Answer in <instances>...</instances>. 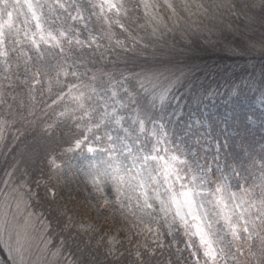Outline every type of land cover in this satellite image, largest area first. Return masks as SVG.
Here are the masks:
<instances>
[{
  "label": "snow or ice",
  "instance_id": "1",
  "mask_svg": "<svg viewBox=\"0 0 264 264\" xmlns=\"http://www.w3.org/2000/svg\"><path fill=\"white\" fill-rule=\"evenodd\" d=\"M14 2L23 10V29L0 14V37L14 31L9 43L21 44L23 31L27 44V50L20 49L23 75L18 71L14 78L9 50H0L6 74L0 80V142L13 129L17 140L10 151L12 168L0 179V243L10 259L15 255L16 264H26L25 253L35 243L59 264L67 245L59 235V244L53 243L50 222L33 210L55 204L62 190L44 179L43 168L37 166V177L29 160L16 155L28 127L39 125V135L61 149L43 155L35 150V159L50 171L63 175L71 166L65 158L72 154L87 161L79 171L105 196L104 207L132 216L139 210L157 224L163 216L166 235L147 225L136 233L144 236V243L137 241L135 252L128 253L136 264H161L166 250L169 259L162 264H173L174 229L186 237L184 247L176 248V264H264V145L257 152L237 143L226 122L218 128L201 118L197 127L196 121L180 117L170 127L173 121L166 117L179 108L177 92L188 75L186 67L164 60L132 63L162 38L164 17L179 14L175 0ZM193 7L202 15L209 12L204 0H184L185 12L192 14ZM251 7L264 9V0H254ZM232 9L241 15L235 4ZM250 47L264 51V43ZM251 120L245 116V127ZM106 189L114 199L107 198ZM66 217L65 227L72 223ZM137 222L144 223L139 217ZM29 227L36 236L29 235ZM90 228L81 223L78 234ZM107 242L113 245L108 254L114 256L119 241L109 236ZM65 264L79 260L73 256Z\"/></svg>",
  "mask_w": 264,
  "mask_h": 264
},
{
  "label": "trees",
  "instance_id": "2",
  "mask_svg": "<svg viewBox=\"0 0 264 264\" xmlns=\"http://www.w3.org/2000/svg\"><path fill=\"white\" fill-rule=\"evenodd\" d=\"M228 1L230 2L232 0ZM152 2L153 0H149V3ZM188 2L195 4L200 2V0H188ZM253 2L254 0L250 4L252 5ZM175 3L179 14L171 18L168 16L164 17L163 23L167 27L161 29L164 33L162 38L155 42V46H150L146 52L142 53L138 61H132V63L144 60H164L186 67L188 75L179 86L177 92L180 98L179 108L176 109L175 115H171L170 109V116L166 117V119L170 118L173 121L170 127H174L175 121L180 117H183V120L186 121L190 113H192V109H200V106L204 102V105H206V101L209 103L213 102L212 107L206 110V120H211L218 125V128L225 127L226 122L230 134L236 136L237 143L244 142L259 152L261 145H264V128L260 124L264 122L260 121L261 114L254 108L253 104L256 102L257 96H261L259 93L264 90V56L225 51L224 47L219 44L206 45L209 39L205 40L204 44L196 40L190 43L188 40L187 42L185 37L187 36L186 31L188 30H185L184 24L187 22H198V19L205 20L208 14L210 15L211 13L208 12L207 15L202 16L193 7L192 14H189L183 10L184 0H175ZM232 3L229 5L231 6ZM243 13L242 20L246 15L245 12ZM200 16L201 18H199ZM205 22L214 25L211 17L210 19H206ZM196 25L198 26V24ZM201 27L204 26L202 25ZM117 31L119 30L117 29ZM183 31L185 35L182 33ZM120 39H123V37H120ZM22 40L24 45L23 49L27 50V44L24 43V39ZM18 45L20 46L18 48V54L22 56L20 52L22 44ZM118 63L123 68L124 61L121 60ZM18 64L21 65L19 69L15 64L10 69V74L13 78L18 71L23 75V61H18ZM237 90L239 91L238 95ZM17 91L20 90L17 89ZM21 95L26 96L23 92ZM37 115H39V112H37ZM245 116L252 118L248 127H245ZM29 119H33V117H29ZM21 126L18 124L17 128ZM237 131L239 132L238 136ZM28 133L27 139L20 143L16 155L18 158L23 156L26 160H29V163L32 165L30 171H36L37 177L40 175L39 171L36 170L37 166L43 168L45 173L44 179H47L48 168L35 159V150H39L41 155H43L44 151L59 152L61 149L58 148L55 142L48 143L46 138L39 135V125L35 129L29 126ZM14 135H16L15 129L5 132V140L2 142L3 146L0 145V147L2 146L0 148L1 172L11 162L13 163V155H10V151L17 143V140L13 139ZM68 136H70V133L65 134V139ZM21 169L23 170V165H21ZM17 174L19 177L20 173ZM54 211L52 204L45 203L43 207H35V212L43 213L45 220L50 222V228L47 231L52 233L53 243L59 244V239H57L58 235L60 238L65 237L67 240L65 253L62 256L64 264L66 260L72 259L73 256L78 258L79 264H136L134 255H129L128 253L135 252L137 241L140 244L144 243L143 237L121 240L116 245V254L114 256L109 255L106 239H103L102 236L113 224V219L111 221V218H107L100 232L96 234H78V231L74 228H66L64 218H62L59 212ZM174 236L178 247L183 248L184 244L182 240L186 239V237L183 236L182 230H176ZM70 237H74V239ZM166 240L167 242H172V237H167ZM119 252H124L125 254L119 256ZM171 252L173 253L171 257L173 264H176V248L173 245ZM184 255L186 256L187 253L185 252ZM168 259L169 255L166 250L164 255L160 257L161 264ZM0 264H12L7 259L4 248L1 245ZM148 264H157V261H149ZM179 264H184V262L180 261Z\"/></svg>",
  "mask_w": 264,
  "mask_h": 264
},
{
  "label": "rangeland",
  "instance_id": "3",
  "mask_svg": "<svg viewBox=\"0 0 264 264\" xmlns=\"http://www.w3.org/2000/svg\"><path fill=\"white\" fill-rule=\"evenodd\" d=\"M204 2L206 7L209 8V13L211 14H208V17L205 18V20L198 19V22L194 21L184 24L185 30H188L186 31L187 36L185 37L187 42L188 40L189 43L196 40L201 44H204V41L209 39L206 45L219 44L224 47L225 51L246 55L264 56V51L259 50V48L250 47V43H256L257 45L264 43V9L251 7L250 2H252V0H232L230 2L228 0H211L210 2L209 0H205ZM231 2H233L232 5L235 4L236 10H238L242 16L233 14L234 10L232 9V5H229ZM250 8L251 10H249ZM22 11V8L17 6L14 0H0V14L9 15L11 19H14L17 22V27L23 29L24 25L21 23V20L23 19ZM243 12L246 14L245 17L249 18L248 20H245V17L243 20L241 19L244 14ZM209 16L213 19L212 23L214 25L205 22L206 19H210ZM199 18H201V16ZM196 24H198V26ZM202 25L204 27H201ZM182 33L185 35L184 31ZM14 35V31H9L6 32L3 37H0V50L4 47L9 50L8 62L12 65V68L14 64H18V61H23V57L18 54V48L20 46L18 44L15 45L14 43H9L8 41ZM19 39L21 42L23 41V31H21ZM21 44V47L24 48L23 42ZM14 47H16V51L11 50ZM3 59L4 58H0V80H3V76L6 75L3 73ZM259 94L261 95V92ZM256 99L257 100L254 102L253 106L261 114L260 121L264 122V103L261 102V96H257ZM204 104L205 102L200 106V109H192V113H190V116L186 121H196L197 127H199V120L203 118L207 126L208 121L206 120V110L212 107L213 102L209 103L206 101V105ZM260 124H262V127L264 128V123ZM0 145H2V142H0ZM65 159L70 160L71 166L65 168L64 174L59 175L48 169L47 179L62 190L61 196L56 198V203L52 204V207L55 211L61 214L65 223L67 218L66 215L72 218V223L68 224L66 228H74L78 231L77 226L83 223L91 225V228L83 233L96 234L100 232L101 227L107 221V218H111V221L113 219V224L102 236L103 239H106V242L108 241L109 236H113L114 242L119 241V243L121 240H130L133 237L144 238L143 235L138 236L136 233L145 225L154 229L159 228L162 233L165 235L167 234L168 228L164 223L162 215L159 218V224H157L149 215L143 214L139 212V210H136V216H132L127 213L121 214V212L116 211L115 207L112 205L104 207L102 201L105 199V196L99 195L94 191L88 184L87 178L79 171L87 161H82V159L78 157H72V154H69ZM12 165L13 163L11 162L7 168L2 172L0 171V179L6 178L5 173L11 170ZM17 178H19L18 174ZM0 187H2V185H0ZM105 191L109 200L114 199V196L110 191H107V189ZM33 210L35 211V207ZM137 217L143 220L144 223L138 224ZM21 223H23V221H21ZM35 229L37 231L40 230V225L38 223L35 224ZM28 232L30 236L34 237L37 235V232L33 231L32 227H29ZM174 233H176L175 229L173 235ZM167 237L169 238V236H166V238ZM6 239L7 236L5 235V240ZM119 243H116L115 247ZM0 245L4 248L7 259L12 264H16L15 255L10 259V254L6 250L4 244L0 243ZM173 246L174 248H177L178 244L175 243ZM112 247L113 245L107 242L108 250ZM42 249V245L36 246L34 243L30 251L25 253L26 264H56L55 258L51 257L49 252ZM59 264H64L62 257L60 258Z\"/></svg>",
  "mask_w": 264,
  "mask_h": 264
}]
</instances>
